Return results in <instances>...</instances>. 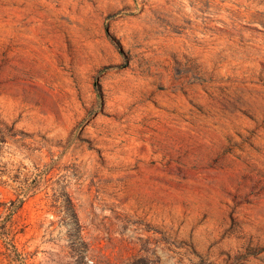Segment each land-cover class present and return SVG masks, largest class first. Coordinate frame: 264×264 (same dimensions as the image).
Here are the masks:
<instances>
[{"label":"rangeland","instance_id":"obj_1","mask_svg":"<svg viewBox=\"0 0 264 264\" xmlns=\"http://www.w3.org/2000/svg\"><path fill=\"white\" fill-rule=\"evenodd\" d=\"M0 264H264V0H0Z\"/></svg>","mask_w":264,"mask_h":264}]
</instances>
